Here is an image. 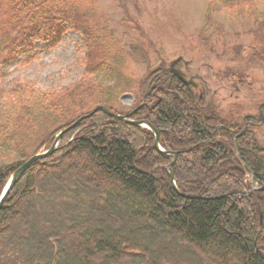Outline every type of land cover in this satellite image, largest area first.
<instances>
[{"label": "trees", "instance_id": "16d2710c", "mask_svg": "<svg viewBox=\"0 0 264 264\" xmlns=\"http://www.w3.org/2000/svg\"><path fill=\"white\" fill-rule=\"evenodd\" d=\"M205 1L244 16L264 2ZM120 8L128 19L113 27L95 0H0V194L24 161L97 106L132 112L158 131L163 151L179 154L159 153L150 131L103 113L83 120L5 200L0 264H264V192L248 187L250 176L264 183V105L254 134L234 140L255 123L247 108L233 101L215 109L178 81L162 47ZM68 31L82 40L76 82L41 91L17 81L4 92L8 65L37 43L56 47ZM229 49L227 63L210 67L219 79L251 83L255 67L264 71V50ZM125 94L135 95L128 111L119 103Z\"/></svg>", "mask_w": 264, "mask_h": 264}, {"label": "rangeland", "instance_id": "374dc122", "mask_svg": "<svg viewBox=\"0 0 264 264\" xmlns=\"http://www.w3.org/2000/svg\"><path fill=\"white\" fill-rule=\"evenodd\" d=\"M95 1L113 27L119 20L128 19L120 8L124 5L137 17L142 29L162 47L165 61L169 63L180 57L186 63V77L197 83L203 81L210 94L213 93L215 100L220 102V107L237 101L247 108V115H255L253 105L259 104L260 95H264L262 68L253 69L251 81H248L251 83L233 84L232 77L219 79L210 67L227 63L231 45H251L264 50V2L256 7L254 14L244 16L230 14L205 0ZM132 2L137 4L139 15ZM77 45H82L81 36L73 31L65 33L54 48H48V43H37L31 53L20 55L4 70L1 81L4 92L17 81L30 82L41 91L72 85L82 71L76 63L80 57ZM25 57L34 58L23 63ZM133 69L137 77L142 76L143 66L134 63ZM178 69L183 71L184 67ZM134 102V94H125L119 99L123 111L130 110ZM86 203L84 200L82 208Z\"/></svg>", "mask_w": 264, "mask_h": 264}, {"label": "water", "instance_id": "95a60500", "mask_svg": "<svg viewBox=\"0 0 264 264\" xmlns=\"http://www.w3.org/2000/svg\"><path fill=\"white\" fill-rule=\"evenodd\" d=\"M181 81H183V83L187 84L186 82H184L183 79L179 78ZM97 112H101L104 115H106L109 118H113L117 121L122 122L123 124L126 125H130L136 128H146L147 130L151 131L152 134L154 135V148L160 152L161 154H165V155H171L172 157H174V159L177 157L178 153H164L160 147H159V139H158V132L147 122H138V121H134L131 120V116L132 113L125 115V116H121V115H116L114 113H112L111 111H109L108 109H106L105 107L102 106H98L96 107L93 111H91L89 114L82 116L80 119H78L76 122H74L70 127L60 131L58 133V135L56 136L54 142L52 143V146L50 147L49 150L45 151V152H41V153H37L34 156H32L29 160L25 161L9 178L8 182L6 183L1 195H0V210L2 209V206L5 202V200L7 199L9 193L12 191V189L14 188V186L20 181V179L23 177V175L31 168L35 165V163L39 160L45 159L48 156L52 155L54 153V151H56L58 149V145L63 137V135L67 132H69L70 130L74 129L81 121L85 120V119H89L91 118L95 113ZM169 175H170V180H171V186L173 188V190L179 194V191L176 188L175 185V179L173 177V175L171 174L170 170H169ZM255 185V184H253ZM259 191H264V185L262 187H260L258 189ZM180 195V194H179ZM185 198H188L187 196H184Z\"/></svg>", "mask_w": 264, "mask_h": 264}, {"label": "bare ground", "instance_id": "6f19581e", "mask_svg": "<svg viewBox=\"0 0 264 264\" xmlns=\"http://www.w3.org/2000/svg\"><path fill=\"white\" fill-rule=\"evenodd\" d=\"M150 124V123H149ZM152 126V125H151ZM158 132V131H157ZM55 138H56V136H55ZM55 138H54V140H55ZM54 140H53V142H54ZM167 153H178L179 154V152H167ZM178 154H177V156H178ZM169 156H171V155H169ZM172 157V156H171ZM174 158V157H173ZM177 158V157H176ZM176 158L174 159V161L176 160ZM189 198V197H188ZM194 197H192V199H193Z\"/></svg>", "mask_w": 264, "mask_h": 264}, {"label": "flooded vegetation", "instance_id": "af4514ba", "mask_svg": "<svg viewBox=\"0 0 264 264\" xmlns=\"http://www.w3.org/2000/svg\"><path fill=\"white\" fill-rule=\"evenodd\" d=\"M246 130H249V129H246Z\"/></svg>", "mask_w": 264, "mask_h": 264}]
</instances>
